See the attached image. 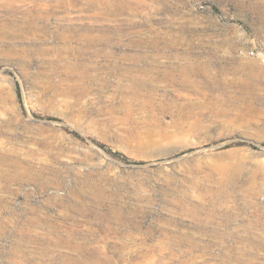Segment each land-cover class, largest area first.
Listing matches in <instances>:
<instances>
[{"label":"rangeland","instance_id":"obj_1","mask_svg":"<svg viewBox=\"0 0 264 264\" xmlns=\"http://www.w3.org/2000/svg\"><path fill=\"white\" fill-rule=\"evenodd\" d=\"M263 144L264 0H0V264H264Z\"/></svg>","mask_w":264,"mask_h":264},{"label":"trees","instance_id":"obj_2","mask_svg":"<svg viewBox=\"0 0 264 264\" xmlns=\"http://www.w3.org/2000/svg\"><path fill=\"white\" fill-rule=\"evenodd\" d=\"M35 116L38 117V118H45V117H42L41 115H35ZM73 134H74L75 136L81 138L80 135H78L77 133H73ZM91 140H92L95 144H97L99 147H101V148L107 150V152H108L111 156H113V157H115V158H117V159H120V160H126L125 155H123L122 153H120V152H113V151L107 149V147H106L103 143H101V142H99V141H97V140H95V139H91ZM263 145H264V144H263Z\"/></svg>","mask_w":264,"mask_h":264},{"label":"built area","instance_id":"obj_3","mask_svg":"<svg viewBox=\"0 0 264 264\" xmlns=\"http://www.w3.org/2000/svg\"><path fill=\"white\" fill-rule=\"evenodd\" d=\"M253 54H254V52L252 51V52H251V55H253Z\"/></svg>","mask_w":264,"mask_h":264}]
</instances>
